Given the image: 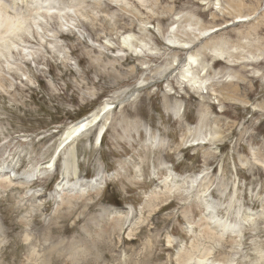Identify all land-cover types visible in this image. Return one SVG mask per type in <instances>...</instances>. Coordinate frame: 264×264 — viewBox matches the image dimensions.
<instances>
[{
  "label": "rangeland",
  "instance_id": "obj_1",
  "mask_svg": "<svg viewBox=\"0 0 264 264\" xmlns=\"http://www.w3.org/2000/svg\"><path fill=\"white\" fill-rule=\"evenodd\" d=\"M0 2V264H264V0Z\"/></svg>",
  "mask_w": 264,
  "mask_h": 264
},
{
  "label": "bare ground",
  "instance_id": "obj_2",
  "mask_svg": "<svg viewBox=\"0 0 264 264\" xmlns=\"http://www.w3.org/2000/svg\"><path fill=\"white\" fill-rule=\"evenodd\" d=\"M47 1V0H46ZM112 1V0H111ZM3 2V1H1ZM0 2V51L3 52L5 50H7V41H12L13 39H15L16 37H18V34H21L22 31H26L24 30L25 28V24H26V20L24 21V19L22 18H16V19H12V18H9L7 16H5L3 13V9H4V5L3 3ZM10 2V1H9ZM107 2V1H106ZM50 3V2H49ZM51 5V4H49ZM35 6V5H34ZM71 6V5H70ZM30 10V11H29ZM50 10L49 8H37V9H28L29 11V18L28 19V23L29 21H31L32 23H30L31 25H36L34 23V21H38V17H42L41 14H45L46 16H52L50 14V12L48 11ZM68 11V10H67ZM73 12V10H72ZM56 13V12H55ZM54 14V13H53ZM61 15L60 13H58V16ZM28 18V17H27ZM42 19V18H41ZM40 20V19H39ZM25 24H24V22ZM36 21V22H37ZM245 20L244 19H240L236 22H244ZM41 22V21H40ZM38 22V25L39 23ZM44 22V21H43ZM34 23V24H33ZM25 25V26H24ZM28 25V24H27ZM30 25V27H31ZM45 26V25H44ZM86 26V25H85ZM35 27V26H34ZM38 28V27H36ZM217 30V28H216ZM215 30V31H216ZM214 31V30H213ZM23 34V33H22ZM19 38V37H18ZM22 39V38H21ZM126 41H127V38L124 39V41L122 42L123 45L126 46ZM18 43V42H17ZM9 45V44H8ZM12 44L9 45V49L11 48ZM24 47V46H23ZM5 49V50H4ZM3 50V51H2ZM11 50V49H10ZM137 51V50H136ZM0 52V53H1ZM8 52V51H7ZM6 52V53H7ZM4 53V52H3ZM19 53V51H18ZM188 65L190 63L192 64H195V60L194 58H191L190 56L188 57ZM186 62V61H185ZM186 64V65H187ZM194 84L196 83L197 84V81H194ZM125 100V99H124ZM123 100V101H124ZM122 102V101H121ZM113 109V105L112 103H110L109 101H104L100 106L96 107L93 111H91L89 114H87L85 117L79 119L78 121L74 122V123H71L69 125H67L65 128H63L62 132L60 133L59 137H58V145H57V149H61V150H64L66 149V147H69V146H73L75 145L80 139H82L84 136H86L89 132L91 131H95V134H94V144L95 145H99L100 142H101V138L102 136L105 134V130H106V126L105 125H101L100 126V122L101 120L106 116V114H108L111 110ZM96 127V128H95ZM36 169H38V167L36 168H31V173L34 175L35 172H36ZM0 173H2L3 175H0V179L4 177L5 181H8L9 183V187L12 186L13 187V183L11 184L10 182H16L15 179L13 178V174L12 173H9V168H7V166L3 165L0 166ZM24 174V173H23ZM27 176L29 177L30 176V179L29 181L27 182H23L22 184H20L22 186V188L24 187H27L28 184L31 183V181H34L35 179H31V175L30 173L27 174ZM42 176V175H41ZM34 177V176H33ZM200 176H197L196 179H199ZM98 178V177H97ZM169 178V177H168ZM4 179H1L0 180V186H4V187H7L6 184H2L3 183V180ZM102 179V178H101ZM97 179H95V182H94V179L93 180H86V182H84L85 184L89 185V187H93L94 185H97ZM166 180V179H165ZM10 181V182H9ZM104 181V180H103ZM99 185V184H98ZM97 185V186H98ZM2 186V187H3ZM8 187V188H9ZM88 187V188H89ZM81 188V187H80ZM79 188V189H80ZM84 188L87 189V187L85 186ZM83 190V188H82ZM171 190L173 189H169L168 192H171ZM35 198L38 199L39 195L38 194H35L34 195ZM40 203V202H39ZM124 211H127L125 208L123 209Z\"/></svg>",
  "mask_w": 264,
  "mask_h": 264
}]
</instances>
